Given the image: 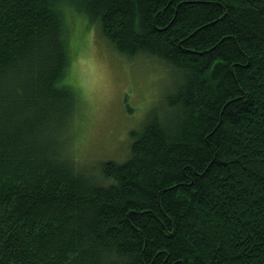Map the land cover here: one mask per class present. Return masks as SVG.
<instances>
[{"label": "trees", "instance_id": "trees-1", "mask_svg": "<svg viewBox=\"0 0 264 264\" xmlns=\"http://www.w3.org/2000/svg\"><path fill=\"white\" fill-rule=\"evenodd\" d=\"M74 14L173 77L121 161L71 151ZM0 264H264V0H0Z\"/></svg>", "mask_w": 264, "mask_h": 264}, {"label": "rangeland", "instance_id": "rangeland-1", "mask_svg": "<svg viewBox=\"0 0 264 264\" xmlns=\"http://www.w3.org/2000/svg\"><path fill=\"white\" fill-rule=\"evenodd\" d=\"M70 24L73 57L67 82L81 99L71 151L90 167L105 159L124 160L131 142L128 131L160 105L173 77L154 58L128 59L116 52L78 14Z\"/></svg>", "mask_w": 264, "mask_h": 264}]
</instances>
